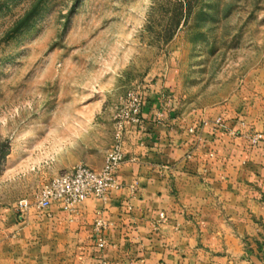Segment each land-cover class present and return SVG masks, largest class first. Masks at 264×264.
Listing matches in <instances>:
<instances>
[{"label": "rangeland", "instance_id": "1", "mask_svg": "<svg viewBox=\"0 0 264 264\" xmlns=\"http://www.w3.org/2000/svg\"><path fill=\"white\" fill-rule=\"evenodd\" d=\"M262 60L264 0H0V217L101 164L129 88L209 107Z\"/></svg>", "mask_w": 264, "mask_h": 264}, {"label": "crops", "instance_id": "2", "mask_svg": "<svg viewBox=\"0 0 264 264\" xmlns=\"http://www.w3.org/2000/svg\"><path fill=\"white\" fill-rule=\"evenodd\" d=\"M165 87L150 84L127 134L124 187L72 215L53 204L23 222L1 216L0 264H264V141L251 143L264 133V60L209 107L170 103Z\"/></svg>", "mask_w": 264, "mask_h": 264}, {"label": "built area", "instance_id": "3", "mask_svg": "<svg viewBox=\"0 0 264 264\" xmlns=\"http://www.w3.org/2000/svg\"><path fill=\"white\" fill-rule=\"evenodd\" d=\"M150 82L151 79H147L144 83L129 88L114 106L112 142L106 150L102 167L97 169L81 163L70 170L59 172L42 186L34 200L17 204L15 209L19 220H24L30 211L42 215L53 204L65 206L72 215L76 212L77 205L85 200L98 199L105 203L113 190L124 187L118 179L117 169L126 160L124 145L129 130L141 122L140 111L145 103ZM216 122L221 123L220 120ZM261 141H264V134L256 133L251 136L252 144ZM160 218L165 220L163 213ZM107 227L108 224L100 216L96 217L92 224V234L99 248L106 246L103 234Z\"/></svg>", "mask_w": 264, "mask_h": 264}]
</instances>
